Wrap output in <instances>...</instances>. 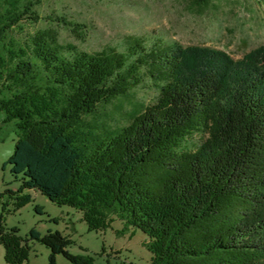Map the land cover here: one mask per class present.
I'll return each instance as SVG.
<instances>
[{
  "label": "trees",
  "instance_id": "16d2710c",
  "mask_svg": "<svg viewBox=\"0 0 264 264\" xmlns=\"http://www.w3.org/2000/svg\"><path fill=\"white\" fill-rule=\"evenodd\" d=\"M33 7L0 0V112L16 128L4 166L20 181L4 193L16 209L36 191L80 212L89 231L117 219L147 236L149 264H264V43L239 60L136 37L124 53H89L59 44L52 28L16 39L23 19L38 22ZM56 22L83 39L84 25ZM146 84L157 97L126 125L101 120V107ZM17 233L1 215L5 264H24L34 241L47 264H94L58 231Z\"/></svg>",
  "mask_w": 264,
  "mask_h": 264
},
{
  "label": "rangeland",
  "instance_id": "374dc122",
  "mask_svg": "<svg viewBox=\"0 0 264 264\" xmlns=\"http://www.w3.org/2000/svg\"><path fill=\"white\" fill-rule=\"evenodd\" d=\"M39 20L23 19L13 36L23 41L27 34L52 28L58 32V43L76 46L89 53L115 50L124 53L126 38L136 37L150 48L155 43H176L183 47L203 46L228 53L239 60L264 43V6L255 0H212L197 8L192 0H31ZM63 18L85 26L83 39H77L68 27L56 22ZM157 92L147 84L126 98L99 109L101 120L110 126L128 123L127 115L140 105H149ZM16 140L15 122L5 121L0 112V216L6 230H18L25 239L34 229L40 235L60 232L71 241L72 255H88L94 264H149L151 254L143 233L123 230L119 220L104 231H89L82 214L67 206H58L36 191H24L30 202L17 208L5 190L17 191L20 181L5 165ZM4 166V167H3ZM38 209V211H36ZM24 264H47L49 250L39 242H29ZM57 264H68L57 256ZM0 264H5L0 245Z\"/></svg>",
  "mask_w": 264,
  "mask_h": 264
}]
</instances>
